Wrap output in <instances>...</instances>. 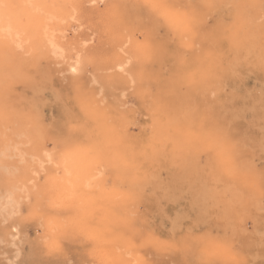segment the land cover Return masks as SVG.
<instances>
[{
  "label": "rangeland",
  "instance_id": "obj_1",
  "mask_svg": "<svg viewBox=\"0 0 264 264\" xmlns=\"http://www.w3.org/2000/svg\"><path fill=\"white\" fill-rule=\"evenodd\" d=\"M0 264H264V0H0Z\"/></svg>",
  "mask_w": 264,
  "mask_h": 264
},
{
  "label": "bare ground",
  "instance_id": "obj_2",
  "mask_svg": "<svg viewBox=\"0 0 264 264\" xmlns=\"http://www.w3.org/2000/svg\"><path fill=\"white\" fill-rule=\"evenodd\" d=\"M98 1H103V0H98ZM46 30V29H45ZM43 31H44V28H43ZM42 31V32H43ZM39 32L41 33V29L39 30ZM48 31H44V33H42V34H38L35 38H36V40L35 41H37V43L36 44H43V42H41V41H43V39L46 37V41H47V48L48 49H50V51L53 53V54H55V55H61L62 54V50H63V48H62V46L60 45V44H58V42L53 38V35H50V33L48 34L47 33ZM45 41V42H46ZM76 55V54H75ZM56 57V56H55ZM76 59L73 61V62H71V66H72V71H73V74H74V72L75 73H77V71L79 72V69L80 68H82L81 66H82V64H83V54H81L80 52H79V54L77 55V57H75ZM122 66V65H121ZM70 69V68H69ZM120 69H122V68H120ZM225 106V105H224ZM223 179V178H222ZM87 183H88V181H87ZM174 195H175V193H174ZM9 198H11V196H9ZM12 199V198H11ZM2 205V204H1ZM15 206V205H14ZM13 206V207H14ZM199 227V226H198ZM212 249V248H211ZM199 250V249H198ZM205 252V251H204ZM206 252H208L209 253V251H206ZM205 252V253H206Z\"/></svg>",
  "mask_w": 264,
  "mask_h": 264
}]
</instances>
